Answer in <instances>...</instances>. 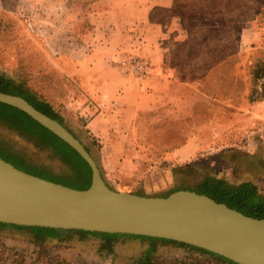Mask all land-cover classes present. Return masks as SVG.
<instances>
[{
	"label": "crops",
	"instance_id": "crops-1",
	"mask_svg": "<svg viewBox=\"0 0 264 264\" xmlns=\"http://www.w3.org/2000/svg\"><path fill=\"white\" fill-rule=\"evenodd\" d=\"M173 1L97 0L85 16L89 28L74 34L82 51L50 55L58 82L48 92L36 91L84 128L108 179L134 175L140 157H152L146 145L153 142L143 134L168 128L176 118V136L161 131L160 142L172 145L162 152L168 159L190 162L220 138L235 141V129L248 145L250 166L260 161L255 175L264 189V8L241 28L239 60L227 56L192 84L180 65L166 59L163 27L152 19L156 6ZM131 56L149 61L144 75L125 65ZM203 77L209 79L207 90ZM202 99L208 101L203 118Z\"/></svg>",
	"mask_w": 264,
	"mask_h": 264
},
{
	"label": "rangeland",
	"instance_id": "rangeland-1",
	"mask_svg": "<svg viewBox=\"0 0 264 264\" xmlns=\"http://www.w3.org/2000/svg\"><path fill=\"white\" fill-rule=\"evenodd\" d=\"M96 1L0 0V70L25 77L27 83L38 91H50L56 86L58 78L51 68L49 56H59L71 50L77 54L82 51L80 38L75 35L89 28L85 16ZM262 8L264 0H174L170 7L156 6L152 10V19L163 27L168 47L166 59L180 65L183 76L190 77L194 84V79L202 76L212 62L226 53L233 54L232 63L239 60L241 28L247 26V22ZM254 56L258 57L256 54ZM209 85L208 77H203L201 86L207 90ZM202 98L209 97L202 95ZM206 105L208 101L202 99V118L208 115ZM67 117L75 131L87 143L93 144L94 156L100 163L96 143L94 145L85 138L84 128L74 118ZM169 124L172 126L163 130L148 129L143 134L145 140L147 136L153 142L146 145L151 149L148 153L152 157H140L141 162L134 175L112 179L106 177L114 189L142 195H160L183 183L193 187L204 175L212 172H225L247 179L256 177L260 161L254 163L256 168L250 166L248 145L245 140H240V134H235V129V141L220 138V141L210 145L206 154L190 161H196L199 166L174 170L183 163L170 160L162 153L172 145L160 142L161 131L176 136L180 122L174 118L169 120ZM0 140L23 153L34 164L53 172L68 170L47 149L1 121ZM31 170L38 172L33 168ZM100 243L96 237L81 239L74 234L65 245L56 246L53 241L39 245L29 230L2 229L0 264H74L77 260L95 264H135L148 244L139 238L119 239L115 244L118 255L114 256L99 252ZM183 252V249L173 245H160L156 253L157 264L182 258Z\"/></svg>",
	"mask_w": 264,
	"mask_h": 264
},
{
	"label": "water",
	"instance_id": "water-1",
	"mask_svg": "<svg viewBox=\"0 0 264 264\" xmlns=\"http://www.w3.org/2000/svg\"><path fill=\"white\" fill-rule=\"evenodd\" d=\"M0 102L20 108L52 130L92 169L91 185L80 189L24 171L0 157V222L166 238L240 264H264V218L190 189L167 196L116 190L106 182L96 158L63 123L21 95L0 91Z\"/></svg>",
	"mask_w": 264,
	"mask_h": 264
},
{
	"label": "trees",
	"instance_id": "trees-1",
	"mask_svg": "<svg viewBox=\"0 0 264 264\" xmlns=\"http://www.w3.org/2000/svg\"><path fill=\"white\" fill-rule=\"evenodd\" d=\"M227 56H233V54L226 53L223 57L219 58V60L217 59V61L212 62V64L221 60H225ZM0 91L25 97L37 109L63 123L84 143L88 151L94 156V151L92 148L93 144L91 143V145L90 143H87L86 140L75 131L73 126L69 124L67 115L57 110L48 100L40 95L36 89L30 86L27 83V79L25 77L19 75L16 76V73L11 74L8 71L5 72L0 70ZM0 121L5 122L9 128L18 131L22 135L30 137L37 145L41 146L42 148L47 149L52 156L58 158L62 163H64L68 170L65 172H53L48 168L34 164L30 162L23 153L13 149L10 145L4 143L1 140L0 157L11 162L16 167L24 171L56 182H60L68 186L85 189L91 185L92 169L88 162L73 146L55 134L52 130L34 119L31 115L16 106L0 102ZM90 140L94 143L92 139ZM95 146H97V144ZM96 160L98 161L97 158ZM98 164L102 175L106 180V176L104 175L99 161ZM195 166H199L197 165L196 161L187 162L177 165L174 170L188 167L196 168ZM31 168L37 170L38 172H33ZM256 179L257 177L247 179L240 178L238 176L236 177L234 175L230 176V174L225 172L220 174L218 172H212L204 175L201 180L193 187H187L185 183H183L163 192L160 195L167 196L176 190L189 188L199 193L207 194L216 201L226 203L229 207L235 208L247 215L264 218V189L259 185ZM106 182L108 183L107 180ZM108 185L110 184L108 183ZM8 228L18 231H31V233L34 235L36 243L39 245H43L46 242L51 243L52 241L56 246L65 245L68 240L73 238L74 234L79 235L81 239L88 236L96 237L101 241L98 251L104 252L108 255L113 254L114 256L118 255V253L115 251V244L119 241V239L126 237L139 238L143 241H147L148 244L143 254L138 257L137 260H135V264H157L156 253L158 247L165 244L181 248L184 252L182 254V258L174 259L173 261L162 262L160 264H240L207 249L166 238L125 233L65 230L0 222V230ZM45 248L46 247H44V249ZM44 253L47 252L44 251ZM74 264L95 263L77 260Z\"/></svg>",
	"mask_w": 264,
	"mask_h": 264
},
{
	"label": "built area",
	"instance_id": "built-area-1",
	"mask_svg": "<svg viewBox=\"0 0 264 264\" xmlns=\"http://www.w3.org/2000/svg\"><path fill=\"white\" fill-rule=\"evenodd\" d=\"M125 65L128 66L135 74L144 75L149 67V61L140 56H131L126 60Z\"/></svg>",
	"mask_w": 264,
	"mask_h": 264
}]
</instances>
